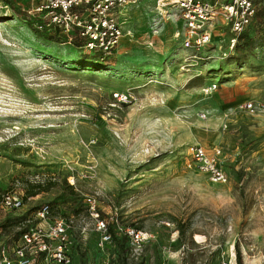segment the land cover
I'll return each mask as SVG.
<instances>
[{"label":"rangeland","instance_id":"374dc122","mask_svg":"<svg viewBox=\"0 0 264 264\" xmlns=\"http://www.w3.org/2000/svg\"><path fill=\"white\" fill-rule=\"evenodd\" d=\"M7 3L0 193L45 190L15 211L22 224L0 209L4 234L45 223L35 210L51 203L49 218L69 225L70 264H117L84 201L95 195L119 235L141 233L127 244L131 264H264V1L234 50L220 28L197 51L173 36L171 6L141 0L129 7L133 36L104 60L31 14L32 0ZM162 14L170 22L158 26ZM195 144L222 150L229 182L196 166Z\"/></svg>","mask_w":264,"mask_h":264},{"label":"built area","instance_id":"2783aa9c","mask_svg":"<svg viewBox=\"0 0 264 264\" xmlns=\"http://www.w3.org/2000/svg\"><path fill=\"white\" fill-rule=\"evenodd\" d=\"M8 0H0V9L8 7ZM35 5L29 11L46 21L49 27L64 31L74 30L82 39L87 51L102 53L103 59L113 53L126 37L133 36L132 29L125 30L126 23L132 21V5L141 0H32ZM264 0H155L156 8L164 12L171 6L173 18L172 29L175 38L183 40V48L203 49L212 42L220 28L229 29L231 37L229 49L234 50L238 38L251 25L256 17L257 3ZM163 17V18H162ZM163 14L156 25L163 24ZM165 21V22H166ZM170 22V21H169ZM176 24V26H175ZM222 24L223 27H220ZM158 25V26H159ZM40 28L43 25L39 26ZM156 31V29H155ZM207 88V92L213 90ZM119 100L126 101V93H116ZM246 110H253V103L242 105ZM209 152L203 145L191 146V156L196 166L208 174L213 182L227 183L230 177L222 165L220 148ZM24 194L13 191L2 193L0 209L9 213L21 209L25 200ZM98 197L86 195L84 198L88 213L96 221V228L101 234L100 245L111 243L108 222L99 208ZM16 213V212H15ZM50 204L41 205L35 215L40 221L25 231L15 240L4 235L0 229V264H70L69 225L62 217L49 218ZM125 233L136 241L141 233L127 229Z\"/></svg>","mask_w":264,"mask_h":264},{"label":"trees","instance_id":"16d2710c","mask_svg":"<svg viewBox=\"0 0 264 264\" xmlns=\"http://www.w3.org/2000/svg\"><path fill=\"white\" fill-rule=\"evenodd\" d=\"M248 28L245 30V32L248 30ZM245 32H243V34H245ZM243 34H241L239 36V38H241ZM90 54H94L97 57L99 56V59L104 60L102 53L94 52V53H90ZM44 190H45V188L40 183L31 184L28 188H26V191L24 193L25 196H23V198H24L25 201H27V199L29 197L35 196V195L39 194L40 192H42ZM1 194L2 193H0V197H1ZM49 204L51 206V213H52V212H54V207H53V205L51 203H49ZM35 211H37V209ZM14 212L15 211H12V212L8 213L6 218H5V221L6 220L9 221V222L14 221L13 224H22L23 220H25V216H23V215H15L16 213H14ZM28 229H30V228L27 227V228H24V229L18 231L17 234L14 236V239L15 240L19 239V237H21L22 234L25 231H27ZM108 231L111 234L112 239H111L110 245H108L109 247L107 246V248H112L111 249L112 250V254L117 256V264H131V263H129V257H128V245L127 244H128L129 238H130L128 236V234L127 233H123V234L119 235L116 232V226H115L114 223H113V225L108 224ZM3 234H4V232H3ZM4 235H7V234H4ZM7 236H9V235H7ZM70 256H72V254H70ZM239 259H240V264H242L241 258H239ZM135 264H145V263L141 260V261H139V262H137Z\"/></svg>","mask_w":264,"mask_h":264}]
</instances>
